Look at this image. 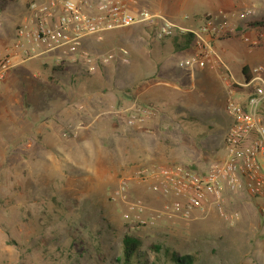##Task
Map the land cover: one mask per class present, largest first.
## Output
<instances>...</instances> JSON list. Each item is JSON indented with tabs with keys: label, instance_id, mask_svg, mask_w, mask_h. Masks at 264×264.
<instances>
[{
	"label": "rangeland",
	"instance_id": "rangeland-1",
	"mask_svg": "<svg viewBox=\"0 0 264 264\" xmlns=\"http://www.w3.org/2000/svg\"><path fill=\"white\" fill-rule=\"evenodd\" d=\"M132 1L137 9L198 21L221 11L252 9V18L237 23L243 32L220 39L217 48L223 50L235 81L242 79L241 65L252 68L254 63L237 47L263 57L259 64L264 65V30L246 28L249 21L264 20V0ZM25 14L24 0H0V36L10 25L17 27ZM242 35L257 44L246 45ZM105 38L102 51L125 48L128 64H111L90 75L74 66L53 71L50 65L36 79L25 63L9 73L10 93L0 99V264H114L124 235L140 238L143 249L157 242L182 253H198L196 264H263L260 199L229 197L226 209L239 214L232 226L211 210L189 226L160 222L141 227L123 218V205L110 201L120 181L128 180L131 198L156 209L159 200L148 186L137 183L140 169L181 164L202 171L223 158L227 91L242 90L233 81L228 87L211 82L207 70L224 77L220 70L203 69L199 81L197 71L179 69L178 62L193 50L171 57L165 45L172 38L155 41L139 28ZM158 56L172 59L177 76L164 73L168 78L162 79L159 68L146 65ZM162 80L175 87L153 86ZM152 96L163 99L159 109L148 106ZM143 109L150 112L145 122L129 125L130 116L141 117ZM48 116L55 121L52 131L32 129L35 121L42 125ZM79 123L81 129L76 128ZM45 133L56 145L45 143Z\"/></svg>",
	"mask_w": 264,
	"mask_h": 264
},
{
	"label": "built area",
	"instance_id": "built-area-1",
	"mask_svg": "<svg viewBox=\"0 0 264 264\" xmlns=\"http://www.w3.org/2000/svg\"><path fill=\"white\" fill-rule=\"evenodd\" d=\"M132 0H24L26 14L15 29V48L19 56L0 59V84L22 64L46 59L55 54L54 64L74 66L85 74H94L111 64H128L125 48L102 51L101 43L119 30L140 28L155 41L176 36L189 37L193 50L178 68L192 74L208 67L228 75L229 69L214 48L217 39L236 36L238 22L252 18L255 11L218 12L201 21L184 16L173 18L162 11L137 9ZM246 45L256 41L242 35ZM51 59V58H50ZM242 93L227 91L224 113L229 119L224 136V157L199 171L192 165H156L136 173L138 184L159 200L158 208H149L143 199L131 198L128 180L112 191L110 201L121 204L125 220L153 227L160 222L189 226L215 210L228 225L239 220L236 211H228L229 197L244 195L264 202V65L255 67L250 79L238 84ZM130 116L129 125L142 124L150 112ZM264 216V205L257 207Z\"/></svg>",
	"mask_w": 264,
	"mask_h": 264
},
{
	"label": "crops",
	"instance_id": "crops-1",
	"mask_svg": "<svg viewBox=\"0 0 264 264\" xmlns=\"http://www.w3.org/2000/svg\"><path fill=\"white\" fill-rule=\"evenodd\" d=\"M12 14L9 12V14H8V16H11ZM179 20H182V18H179ZM193 20V19H192ZM14 25H10L9 26V31H8V33L6 34V35H4V36H0V59L2 58V57H4V56H6V55H15V56H19V55H21L22 54V51L21 50H19V49H16L15 48V27H16V25L13 27ZM253 32H251V34H252ZM219 43H221L220 42V39H217V40H215L214 42H213V45H214V48L216 49V51L220 54V56L222 57V54H221V52L220 51H223V50H218V48H217V45L219 44ZM167 46H169L167 49H168V51L169 52H171L170 54H171V57H174L175 56V54L177 53V52H186V51H189V50H192L191 48H188V49H185L184 51H178V50H176L175 49V47L173 46V42L172 43H166V45H165V47H167ZM237 49L238 50H242L241 52H244V53H246V55L254 62L253 63V67L251 68V67H249L248 65H246V64H243V65H241L239 68H240V74H241V76H242V79H241V81H243L244 80V75L242 74V69L244 68V67H247L248 68V71L251 73V71L255 68V67H257V66H259V65H261V64H259L260 63V60H261V58H263V57H257L256 55V53H252L251 51H248V52H246L247 50L246 49H242V48H240V47H237ZM191 54H189L188 56H190ZM222 59H223V57H222ZM170 61H172V59H170V57L169 58H167V59H165V58H163L162 56H158V57H150L149 59H148V63L146 64V65H148V66H154V67H157V68H159V73H160V76L162 77V79L164 78V79H166V78H168L167 77V75L168 74H170V72L172 73V71H174L173 70V66H172V64H171V62ZM173 62V61H172ZM29 64V67H31V70H32V72H33V77L34 78H36V79H39L40 78V73L41 72H43L44 70H46L45 68H46V66L47 67H50V65H54V63L52 62V60H45V59H40V60H35V61H31V62H29L28 63ZM45 64H47V65H45ZM167 68H169V70L167 69ZM168 71H167V70ZM13 71V70H12ZM11 71V72H12ZM202 70H198L197 72L199 73L198 75H197V78H198V80L199 81H201L202 79H201V77H202V75H200V72H201ZM208 71V78H209V80H211V82H213V83H217L218 81H220V83L222 82V84L223 85H225V86H227L228 87V85H229V83L231 82V81H233V82H235L236 84H239L241 81H235L233 78V75H231V72H228V75L226 76V77H221L220 75H218L216 72H212V71H209V70H207ZM10 72V73H11ZM167 74V75H165V74ZM172 74H174V76L176 75L177 76V74L176 73H172ZM193 74H195V73H193ZM9 76L10 75H8V77L0 84V99H1V97H3L7 92L8 93H10V90H8L10 87H9V84H8V79H9ZM190 77V76H189ZM174 79H176V78H174ZM174 79L173 80H169L170 82H171V84H172V82L174 81ZM7 81V82H6ZM169 81H157V82H155L154 84H153V86L154 85H161V84H163V85H166V86H170V87H175V85H169ZM238 82V83H237ZM9 87V88H8ZM192 91V90H191ZM154 96V95H153ZM151 97V99H148V106L149 107H151V109H154V110H156V109H159V106L160 105H163L164 104V101H163V99L162 98H160V96H158V98H155V97ZM52 105V104H51ZM148 107V108H149ZM50 109H51V106L49 107ZM35 112V111H34ZM3 113H1L0 115H2ZM38 118H40V116L39 115H36ZM49 118H51V119H49ZM45 119H47V117L46 118H44V123L41 125V124H39V121H35V123L34 124H32L33 126H32V129H35V130H37V131H45V132H50V131H52L53 130V125L55 124V121H54V119L52 118V116H48V119L47 120H45ZM50 120V121H49ZM70 127V126H69ZM76 128L77 129H81V124L79 123V124H77V126H76ZM75 128V129H76ZM45 138H44V141H45V143L46 144H49V145H56L55 144V142H56V140L54 139V137L52 136V135H49L48 133H45ZM264 264V263H263Z\"/></svg>",
	"mask_w": 264,
	"mask_h": 264
},
{
	"label": "trees",
	"instance_id": "trees-1",
	"mask_svg": "<svg viewBox=\"0 0 264 264\" xmlns=\"http://www.w3.org/2000/svg\"><path fill=\"white\" fill-rule=\"evenodd\" d=\"M246 28H260L264 30V20L249 21L246 23ZM139 30L143 35H148L147 32H143L142 29L139 28ZM237 31L241 32L242 29L238 28ZM231 37L232 36L226 38L230 39ZM104 41L101 43V47H107ZM172 42L176 50L184 51L190 48L192 40L189 37L176 36L172 38ZM52 68L53 71H63L64 65L54 64ZM242 74L244 75V81L247 82L250 79V72L247 67L242 69ZM192 168L196 169L195 166H192ZM120 251L121 253L114 260V264H196L198 260V253H182L163 243H151L143 249V243L140 238L133 235L123 236Z\"/></svg>",
	"mask_w": 264,
	"mask_h": 264
}]
</instances>
